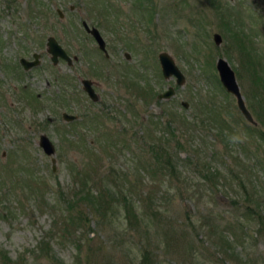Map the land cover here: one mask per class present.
<instances>
[{"label":"rangeland","instance_id":"374dc122","mask_svg":"<svg viewBox=\"0 0 264 264\" xmlns=\"http://www.w3.org/2000/svg\"><path fill=\"white\" fill-rule=\"evenodd\" d=\"M49 35L77 56L71 66L51 63ZM161 50L181 84L161 74ZM33 51L40 64L21 72L18 57ZM217 56L245 104L256 102L264 0H0V264H264V148L245 133ZM79 77L96 83L97 102ZM168 85L174 93L158 98ZM64 109L77 118L65 122ZM40 132L54 144L53 169ZM162 139L177 175L153 160Z\"/></svg>","mask_w":264,"mask_h":264},{"label":"water","instance_id":"95a60500","mask_svg":"<svg viewBox=\"0 0 264 264\" xmlns=\"http://www.w3.org/2000/svg\"><path fill=\"white\" fill-rule=\"evenodd\" d=\"M59 15L60 12L58 11ZM82 26L84 29L90 33V35L94 38L96 45L99 49H101L104 54H107V50L105 47V41L100 34L98 28L94 25H88L85 20L81 21ZM212 38L215 44H219L221 40V35L217 32H214L212 34ZM46 51L50 54L51 59L54 61L57 59L58 56L63 57L67 60H70L68 55L65 53V51L62 49L60 44L56 41V39L49 35L46 37ZM126 57H128V53H125ZM34 59L33 60H24V58H20V62H22L24 67H30L32 65H35L36 63V53L33 54ZM157 59L160 65L161 74L164 78L173 76L175 83L181 84L183 81V74L179 67L176 65L174 59L172 56L164 51L161 50L157 53ZM25 61V62H24ZM215 69L217 71L218 79L222 85V87L232 94L235 98V104L238 110L240 111L243 118L252 123L256 124V121L254 120L252 114L250 113L249 109L247 108L243 95L240 92L238 83L235 78V74L231 66L229 65L228 61L222 57L217 56L215 59ZM82 87L86 91V93L91 97V99H96L97 94L94 92L91 81L88 78L83 77L81 79ZM174 93V88L171 85H168L165 90L159 92L157 94L158 98H168ZM187 103L186 101L182 100L181 105L185 106ZM63 116L66 119H70L75 117V115L70 113H63ZM38 144L41 146L42 150L45 154L50 155V161L52 162V169L54 168V146L48 136L44 133L39 134Z\"/></svg>","mask_w":264,"mask_h":264},{"label":"trees","instance_id":"16d2710c","mask_svg":"<svg viewBox=\"0 0 264 264\" xmlns=\"http://www.w3.org/2000/svg\"><path fill=\"white\" fill-rule=\"evenodd\" d=\"M234 45L236 46H241L240 44H243L242 41V37L234 38L233 41ZM244 47H239L240 51L243 50ZM247 53V52H245ZM250 53V52H249ZM250 64V63H249ZM261 72H263L261 70ZM262 74V73H261ZM252 81L255 82L257 85V87L260 88L261 92H257L255 99L256 102H252L251 100L248 101V103L246 104L247 108L249 109L251 114H255V118L254 120L256 121V124H252L250 122L247 123L246 126H243V129L245 131V133H247L250 136H254L255 137V141H257V143H259L263 148H264V74H262V76H260L259 74L254 72V75L252 74ZM261 85H259V84ZM144 91H146L147 89H144ZM256 104V105H254ZM208 116L209 118H211L213 121H217L219 123H217L219 125H217L218 128V132L222 134V136H227V137H233L236 138L237 135L236 133L233 132V129L227 124L225 125H221L220 123L222 122L223 119H220V117L218 115H216V110L213 108H210L209 112H208ZM253 116V115H252ZM220 119V120H219ZM158 122V121H157ZM201 122V119H200ZM222 129V130H220ZM171 134V132H170ZM219 135V134H218ZM175 147L180 148L182 146L181 142L179 141V138L175 139ZM160 143H156V144H152L150 146V151L152 152V157L153 160L155 161V163H159L160 165H164L169 167V174H176L177 175V169H175V163L172 162L171 158H170V154L168 151L169 145L167 143V141H169V139H166L164 141V139L159 140ZM224 141V139H223ZM225 142V141H224ZM236 142H238V144L240 145V141L236 138ZM203 170H208V168H206L204 165L201 166ZM202 177H207V175L205 173L200 174ZM94 195H86V197H81L82 199H86L88 198L90 201H92ZM0 253L2 256V261H4L6 258H8L5 254V252L0 249Z\"/></svg>","mask_w":264,"mask_h":264},{"label":"flooded vegetation","instance_id":"af4514ba","mask_svg":"<svg viewBox=\"0 0 264 264\" xmlns=\"http://www.w3.org/2000/svg\"><path fill=\"white\" fill-rule=\"evenodd\" d=\"M88 24V23H87ZM90 26V25H89ZM84 28V27H83ZM86 31V30H85ZM87 32V31H86ZM87 33H89V32H87ZM90 34V33H89ZM46 45V44H45ZM61 46V45H60ZM62 47V46H61ZM62 49L65 51V53L68 55V57L70 58V60H67V59H65V58H63V57H60V56H58L57 57V59L56 60H52L51 59V57H50V54H49V58H50V61H51V63L52 64H56V63H58V62H60V61H63V62H65L68 66H71L72 65V63H73V61L77 58V56L76 55H69L67 52H66V50L62 47ZM45 50H46V46H45ZM34 53H36V63H35V65H32V66H30V67H24L23 66V64H22V62H20V58H24V60H33L34 59V56H33V54ZM126 53V52H125ZM124 53V55H125V57H126V54ZM103 55L105 56V57H108V52H107V54H104V52H103ZM129 56V55H128ZM126 58H128V57H126ZM25 62V61H24ZM17 63L20 65V71L21 72H23V73H28V71H30L31 69H33V68H35L36 66H38L39 64H40V53L39 52H35V51H33V52H31V54H30V56H19L18 57V59H17ZM8 68H6V70H7ZM15 69V70H14ZM13 70H14V74L15 75H18V74H20V71H18V68L16 69V68H13ZM83 77H79L78 78V80H79V82H80V85H81V88H82V90L85 92V94L87 95V97L90 99V101L91 102H97L98 101V99H99V95H98V93L96 92V90H95V85H96V83L95 82H93L90 78H88V77H85V78H88V79H90V81H91V86H92V88H93V90H94V92L97 94V98L94 100V99H91V97L86 93V91L83 89V87H82V83H81V79H82ZM71 82L70 81H68V87L65 89L66 90V95H65V97L67 98V100H68V97H69V92L71 91L70 89H69V87H71L72 85L70 84ZM73 88V87H72ZM74 89H76V88H74ZM72 94H73V96H70L73 100H72V104H73V106L75 107L76 106V104H77V102H78V100H79V98H77V96L75 95V93L74 92H72ZM158 94V93H157ZM157 96V95H156ZM68 102V101H67ZM70 113V114H73V115H75V117H73V118H70V119H66L64 116H63V113ZM60 116H61V118L65 121V122H73L76 118H77V114L76 113H74L73 111H67L66 109H64V110H62L61 111V113H60ZM46 121H47V123H50L51 125H52V122H54V121H56L55 120V118L54 117H50V116H47L46 117V119H45ZM59 129H60V127H59ZM40 133H44V132H40ZM39 133V134H40ZM39 134H38V139H39ZM44 134H46V133H44ZM47 135V134H46ZM48 136V135H47ZM48 138H49V136H48ZM50 139V138H49ZM50 141L52 142V140L50 139ZM37 144H38V140H37ZM52 144H53V142H52ZM38 146H40L39 144H38ZM53 146H54V144H53ZM41 147V146H40ZM42 149V148H41ZM43 151V150H42ZM44 152V151H43ZM54 152H55V147H54Z\"/></svg>","mask_w":264,"mask_h":264}]
</instances>
